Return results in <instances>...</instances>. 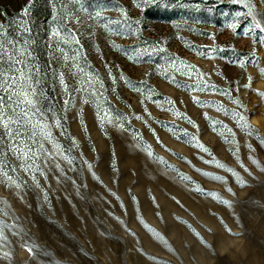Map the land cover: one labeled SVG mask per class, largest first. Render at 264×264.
Instances as JSON below:
<instances>
[{
    "label": "rangeland",
    "instance_id": "rangeland-1",
    "mask_svg": "<svg viewBox=\"0 0 264 264\" xmlns=\"http://www.w3.org/2000/svg\"><path fill=\"white\" fill-rule=\"evenodd\" d=\"M59 7L0 0L8 38L31 29L62 125L58 167L18 170L20 187L0 176V264H264V31L247 9L80 0L69 26L103 98L65 108L48 66Z\"/></svg>",
    "mask_w": 264,
    "mask_h": 264
},
{
    "label": "snow or ice",
    "instance_id": "snow-or-ice-1",
    "mask_svg": "<svg viewBox=\"0 0 264 264\" xmlns=\"http://www.w3.org/2000/svg\"><path fill=\"white\" fill-rule=\"evenodd\" d=\"M55 2H59L60 7L54 18L57 26L50 37L51 58L48 66L51 67V62L58 65L53 75L68 97L64 99V106L72 105L75 94L102 99L103 93L98 91L93 75L86 73L81 66L80 49L75 47L80 44L79 34L69 26L80 23L79 17L74 14L80 0ZM231 2L242 4L252 18L254 28L264 31V24L258 18L264 14L257 11L255 0ZM259 3L264 4V0H259ZM25 35L26 39L23 38ZM32 44L31 29L27 26H24L21 38L10 39L4 26L0 25V176L16 187L23 183L16 174L18 170L31 174L35 180L37 173L44 174L43 165L52 163L59 166L56 164V157L60 155L59 142L52 135V128H62V125L53 108L43 103L47 97L44 90L38 87L41 83L40 69L35 64ZM236 115L240 121H244L242 126L250 128L245 116ZM50 120L52 123H49ZM46 144L54 147L49 149ZM204 151L207 149L204 148ZM12 158L16 164L12 163ZM229 234H232L230 230ZM0 238H3L2 231Z\"/></svg>",
    "mask_w": 264,
    "mask_h": 264
}]
</instances>
